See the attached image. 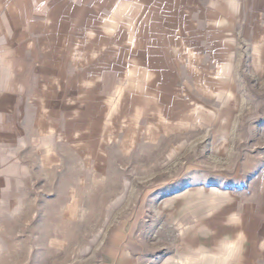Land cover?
<instances>
[{
  "label": "rangeland",
  "instance_id": "374dc122",
  "mask_svg": "<svg viewBox=\"0 0 264 264\" xmlns=\"http://www.w3.org/2000/svg\"><path fill=\"white\" fill-rule=\"evenodd\" d=\"M194 6L196 0L158 5L146 0L123 10L114 0L93 13L95 34L89 45L96 50L110 47L107 59L118 67L123 61L128 66L117 71L115 103L109 108L115 109L120 124L135 119L143 128L135 130V142L126 147L122 131L117 132L122 142L102 140L101 146L90 135L86 169L80 164L85 154L64 137L46 139L32 127L38 108L29 106L26 93L15 94L19 100L0 94V264H101L102 257L127 252L136 257V264H165L167 258L178 256L181 241L179 227L166 220L160 201L173 190L211 183L214 176L224 182L231 169L240 172L244 151L264 150V70L253 71L242 26L236 32L238 45L224 50L227 56L235 52V84L230 90H235L237 103L219 112L216 120L185 131L163 130L154 114L156 90L158 101L161 91L178 89L200 98L205 73L214 79L221 65L216 63L215 47H208L194 49L197 58L176 64L173 72L150 66L153 60L164 64L186 55L160 50L150 40L167 27L195 22ZM224 10L208 11L204 22L225 23L235 17L242 22L240 15ZM103 29L104 37L97 33ZM96 57L104 60L103 55ZM142 61L149 67L136 68ZM4 65L0 62V70ZM220 68L228 74V64ZM7 79L0 77V86ZM84 106V111L109 109L106 102L95 100ZM210 107L221 109L217 99ZM222 120L227 126L220 130L217 123ZM50 147L57 160L46 166L43 159ZM247 160V169L255 166L253 157ZM193 236L188 235L190 245L195 244Z\"/></svg>",
  "mask_w": 264,
  "mask_h": 264
},
{
  "label": "crops",
  "instance_id": "0c3cea01",
  "mask_svg": "<svg viewBox=\"0 0 264 264\" xmlns=\"http://www.w3.org/2000/svg\"><path fill=\"white\" fill-rule=\"evenodd\" d=\"M113 1L0 0V62L5 64L0 77H8L0 86V94L8 93L12 99L19 100L20 96L15 94L26 93L24 98H31L29 106L38 108L32 127L46 139L64 137L73 149L83 152L80 162L83 169L90 165L86 153L90 151L89 144L86 145L90 135L99 139L101 146L102 140L122 142L117 136L122 131L125 133L122 146L126 147L135 142V130L143 128L135 119L120 124L115 109L109 108L115 103L113 85L116 78L119 80L117 71L127 70V63L123 61L118 67L117 62L107 59L110 47L96 50L89 45L95 34L93 13L102 11ZM115 1L123 9L146 0ZM178 1L182 0H149V3ZM196 5L195 22L167 27L166 32H157L150 40L160 50L181 51L186 55L180 61L170 58L164 64L153 60L150 66L169 67L173 72L176 64L197 58L192 54L194 49L215 47L216 63L228 64L229 72L224 74L221 65L216 66L214 79L206 72L200 98L178 89L161 91L163 97L158 101L156 90L154 114L163 130L185 131L199 122H211L237 103L235 90L231 91L230 87L235 84L233 50L238 45L236 32L240 26L247 30L253 71L258 74L264 70V0H196ZM163 8H167L166 12L170 9L167 4ZM223 8L224 12L240 15L242 22L236 17L225 23L204 22L208 11L218 13ZM97 33L104 37V29ZM227 48L233 49L232 55H225ZM97 54L103 55L104 60L97 61ZM143 62L137 63L136 68L149 67ZM215 99L221 106L219 111L210 107ZM92 100L106 102L108 111H84V105ZM217 125L220 130L227 126L224 120ZM220 140L224 142L225 136ZM93 149L98 150L96 144ZM47 152L44 165L51 166L57 156L53 147ZM244 152L245 161L238 166L240 172H232L230 168L224 182L214 176L211 183L173 190L160 201L166 220L179 227L181 241L178 256L167 258L165 264H264V150L254 154ZM250 157L255 159V166L247 169L245 165ZM189 233L194 234L195 244H189ZM100 262L136 264L138 260L127 252L102 257Z\"/></svg>",
  "mask_w": 264,
  "mask_h": 264
}]
</instances>
